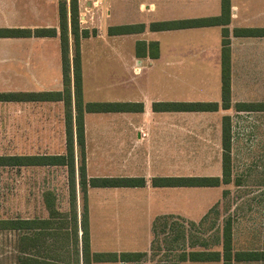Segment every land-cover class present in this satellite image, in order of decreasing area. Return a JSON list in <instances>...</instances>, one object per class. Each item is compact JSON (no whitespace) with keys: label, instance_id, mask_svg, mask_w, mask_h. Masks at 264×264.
<instances>
[{"label":"crops","instance_id":"1","mask_svg":"<svg viewBox=\"0 0 264 264\" xmlns=\"http://www.w3.org/2000/svg\"><path fill=\"white\" fill-rule=\"evenodd\" d=\"M69 1V0H67ZM101 1V0H100ZM59 0H0V28L51 29L55 36L0 37V92H48L62 90V77L53 76L48 69L49 58H61L58 32ZM79 9L88 5V0H78ZM139 9L147 12L152 20L161 22L216 17L221 14V0H138ZM105 17H110L108 6ZM153 14L157 15V18ZM98 16V29L104 28ZM92 20V24L96 22ZM95 21V22H94ZM89 22V23H91ZM238 26L264 27V0H230V19L226 25L230 39V104L250 101L252 90L264 93V37L234 36ZM142 35H176L172 42L164 38L141 39L143 43H156L153 51L135 49L122 51L117 44L120 34H103L82 38L80 55L82 68V92L84 98V57L82 46L93 39L96 51L89 53L90 68L97 62L95 76H104L111 69L120 71L126 89L110 101L129 103L127 111L99 112L84 114L85 164L86 174L91 177H142L145 185L132 187H88L86 190L90 251L98 252V200L113 196L116 202L140 203L146 205V217L150 220V234H154L152 221L155 218L168 220L180 218L198 224L226 195V185L218 186H152L153 177H221L222 175V117L229 115V109L221 107L216 111H155L154 103L165 102H217L218 96L210 90L219 88L221 94V40L223 25L148 31L144 26ZM220 29L221 34L209 32ZM101 32V30H100ZM97 41H96V40ZM99 40V41H98ZM99 43V45H98ZM116 53L124 63L122 68H112L111 64H98L101 58L111 59ZM72 56V39H70ZM213 56L214 68L208 69L206 60ZM55 58V59H56ZM196 60V61H194ZM62 66V63H61ZM101 67V68H100ZM50 74V76H49ZM131 74V76H129ZM146 75V76H145ZM92 76V72H91ZM145 76L143 85L137 78ZM114 80V79H113ZM111 81V83L113 82ZM102 82V81H101ZM113 84V83H112ZM114 85V84H113ZM99 90H104L100 88ZM97 90V88H96ZM125 90V91H124ZM182 91H190L194 101L183 97ZM187 100V101H184ZM85 102V101H84ZM92 102V101H86ZM105 102V101H103ZM5 111L0 113L6 120L14 118L16 137L31 140L27 150L17 155L62 154L65 151L64 116L62 101H0ZM241 112V111H237ZM261 112V111H258ZM250 113V112H247ZM230 116V115H229ZM231 118V116H230ZM46 139L41 145L46 152H35L37 140ZM58 139V147H55ZM232 141V135H231ZM232 157V148H231ZM78 148L75 146L76 187ZM20 175L37 170H66L62 165L15 166ZM233 170V165H232ZM23 178V176H22ZM232 179V178H231ZM52 180L46 181L53 188ZM32 183V182H31ZM63 183L68 187V174ZM42 186V185H40ZM217 189V192H216ZM54 191L48 192L50 197ZM77 192V189H76ZM78 193V192H77ZM45 196V195H44ZM53 198V197H52ZM54 200V199H52ZM44 216H21L16 219H46ZM80 215V213H79ZM78 215V217H79ZM155 219V220H157ZM232 220L233 251H264V240L247 241L240 249H235L234 223ZM41 230L16 229V264L26 256L37 257L41 250H75L74 259L65 261L59 257H46L54 264H82L81 230L77 229L74 240L66 231L65 241L60 248L53 246L54 226ZM166 227L162 226L161 234ZM64 231V230H63ZM222 233H220V239ZM52 240V242H51ZM74 241V247L72 242ZM263 243V244H262ZM250 244H256L251 246ZM257 244H262L258 247ZM199 247V248H197ZM194 250L210 251L207 243ZM148 250V249H147ZM147 250L143 251L147 253ZM219 250V249H218ZM41 255H38L40 257ZM68 258V256H67ZM221 264L222 260H218ZM199 263L213 261H178ZM98 262H92L95 264ZM126 264L127 262H119ZM177 263V262H176ZM175 263V264H176ZM231 264H264L263 260L235 261Z\"/></svg>","mask_w":264,"mask_h":264},{"label":"rangeland","instance_id":"2","mask_svg":"<svg viewBox=\"0 0 264 264\" xmlns=\"http://www.w3.org/2000/svg\"><path fill=\"white\" fill-rule=\"evenodd\" d=\"M89 1V0H88ZM103 6H108L110 17H105L106 10L103 8L101 22L104 28L98 29L97 21L99 16V8H92L87 19L92 16V20L97 19L92 24L88 21L86 24L79 25L80 28H88L90 32L94 30L93 35L100 33L109 34V27L128 26L129 29L119 35L117 44L120 45L122 51L134 48L144 49L148 43H143L141 39L164 38L168 42H172L176 35L168 33V35H142L139 31L140 25L148 27L150 24L161 22L152 20L151 16L139 9L138 0H101ZM157 18L156 14H153ZM91 22V23H89ZM240 28H256L250 26H238ZM135 29V30H134ZM101 30V32H100ZM160 31V30H157ZM209 32H214L215 36L221 34L220 29H210ZM213 36V33H212ZM214 37V36H213ZM96 40V39H95ZM97 41V40H96ZM99 41V40H98ZM174 43V42H172ZM96 43L93 39L85 41L82 46L83 65H84V98L83 100L92 102L110 101L118 94L117 90L126 89V85L122 83L124 76L120 71L112 74L111 69L104 76H95L97 62L94 60L92 68H90L91 58L89 53L96 51ZM99 45V43H98ZM111 59L101 58L98 64L112 66V68L124 67V62L119 59L116 53H112ZM49 58L47 60L48 69L54 72L53 76L62 77L61 58ZM196 61V60H194ZM208 69L214 68V58L211 56L206 60ZM101 68V67H100ZM95 71H90V70ZM112 71V72H111ZM92 72V76H91ZM50 76V74H49ZM131 76V74L129 75ZM146 76V75H145ZM145 76L136 77L138 83L143 85ZM114 79V80H113ZM113 80V84L111 81ZM102 81V82H101ZM104 88V90H99ZM97 88V90H96ZM125 91V90H124ZM121 92V91H120ZM214 92L218 98L221 95L219 88L210 90ZM259 90H252L248 96L250 101L247 102H264V93L257 94ZM183 97H189L194 101L196 95H192L190 91H182ZM187 101V100H184ZM246 102V101H245ZM5 111L0 107V113ZM231 116V148H232V179L226 185V195L223 201L216 208L212 209L208 215L201 220L197 225L176 218L168 220L167 225L164 220H153L154 234H150V220L146 217V205L130 202H116L113 196L105 197L98 200V242L95 247L98 252H143L147 250L146 255L139 261L127 262L126 264H181L178 258L182 252H188L196 249L198 245L205 244L206 240L211 250H221L223 226L228 218L233 219L234 223V238L235 249H240L245 245L244 241H259L264 240V112H237L234 107L229 110ZM5 118L0 115V154L13 155L27 150L31 140H21L16 137L14 126L16 125L14 118L5 122ZM55 147H58V139ZM46 142V139L37 140L38 146L35 152H46L47 149L40 147ZM18 169L14 167L0 166V219L2 218H20L21 216H44L47 212L44 205V195L54 199L55 206L62 212L68 214L69 211V195L66 183L63 180L67 177L66 170L47 171L35 170L30 172V175L25 172L20 175ZM23 176V178H22ZM52 180L53 188L48 187L46 181ZM32 182V183H31ZM42 185V186H40ZM77 212L78 215L83 209L81 201L80 186L76 187ZM54 191L56 196L49 193ZM217 192V189H216ZM68 216V215H67ZM55 222V233L53 246L56 248L62 247L65 241L66 231L64 228H69V221L57 219ZM70 226V227H69ZM162 226L166 227L161 234ZM59 228V229H58ZM64 230V231H63ZM245 241V242H247ZM52 242V240H51ZM263 244V243H262ZM262 244H257L258 247ZM255 246L256 244H250ZM16 237L15 232L10 230H0V264H16ZM74 247V246H72ZM38 247L37 254L46 257H59L58 261L74 259L75 250L67 252V256L63 250H41ZM199 248V247H197ZM37 255V256H38ZM120 261L114 262H98L95 264H120ZM189 264V263H184ZM191 264V263H190ZM192 264H221L219 261L211 263L199 262ZM223 264V263H222Z\"/></svg>","mask_w":264,"mask_h":264},{"label":"trees","instance_id":"3","mask_svg":"<svg viewBox=\"0 0 264 264\" xmlns=\"http://www.w3.org/2000/svg\"><path fill=\"white\" fill-rule=\"evenodd\" d=\"M78 0H59L58 3V32L62 63V90L48 92H0V101H62L64 116L65 151L62 154H37V155H1L0 166H31V165H62L68 174V214L62 213L54 204V200L44 196V205L48 213L46 219H0V230L14 231L16 229H47L51 226L52 219L69 221L72 239L81 230V258L82 264L92 262H136L141 260L144 252H95L90 251L89 226L86 190L90 187H132L143 186L142 177H91L86 174L85 164V135L84 114L99 112H117L130 109L129 103L121 102H84L82 92V68L80 55V41L82 38L93 35L88 28H80ZM230 19V0H221V14L216 17L183 19L150 24V30L184 29L192 27L223 25L221 40V103L217 102H165L154 103L155 111H216L231 108L230 104V39L226 25ZM128 26L109 27V34H123ZM143 30V25L137 28ZM135 30V29H134ZM56 29H20L0 28V37H26V36H55ZM234 36L264 37V27L260 28H234ZM70 39H72V56H70ZM148 50L156 49V43L148 44ZM236 111L264 112V102H237ZM222 175L221 177H153L152 186H218L229 183L232 178L231 157V118L229 115L222 117ZM75 146L78 148L77 182L81 190L83 209L78 217L76 199V163ZM68 215V216H67ZM157 221H160L159 219ZM165 221V220H164ZM69 226V227H70ZM55 227V226H54ZM59 229V228H58ZM55 230V229H54ZM54 232V231H53ZM154 232V226H153ZM55 233V232H54ZM155 235V232H154ZM54 236V235H52ZM55 237V236H54ZM65 238V237H64ZM74 241L72 242V245ZM74 246V245H73ZM44 256H26L20 264H54ZM231 264L235 261L263 260L264 251H233L232 249V220L228 218L222 229L221 250L199 251L191 250L182 252L178 261H218ZM56 264V263H55Z\"/></svg>","mask_w":264,"mask_h":264},{"label":"built area","instance_id":"4","mask_svg":"<svg viewBox=\"0 0 264 264\" xmlns=\"http://www.w3.org/2000/svg\"><path fill=\"white\" fill-rule=\"evenodd\" d=\"M101 9V1L100 0H89L87 6H83V8L78 13L79 25L86 24L88 21H92V16L89 17V20L86 18L88 14H90V10L92 8ZM84 28V27H83Z\"/></svg>","mask_w":264,"mask_h":264}]
</instances>
